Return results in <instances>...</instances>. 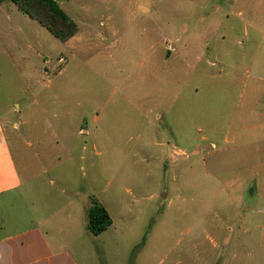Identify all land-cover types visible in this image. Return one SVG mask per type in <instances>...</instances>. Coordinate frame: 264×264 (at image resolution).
Segmentation results:
<instances>
[{
	"label": "rangeland",
	"instance_id": "374dc122",
	"mask_svg": "<svg viewBox=\"0 0 264 264\" xmlns=\"http://www.w3.org/2000/svg\"><path fill=\"white\" fill-rule=\"evenodd\" d=\"M122 11L63 42L0 3V116L20 135L14 154L33 193L2 200L0 237L29 226L38 202L54 215L70 197L83 211L78 253L97 264H141L147 252L154 264L205 263L206 248L191 242L233 222L222 182L206 177L235 168L239 151L241 164L264 160L260 135L247 133L237 149L222 132L239 97L240 127H264V0H155L129 23ZM92 200L113 221L97 237L86 229Z\"/></svg>",
	"mask_w": 264,
	"mask_h": 264
},
{
	"label": "crops",
	"instance_id": "0c3cea01",
	"mask_svg": "<svg viewBox=\"0 0 264 264\" xmlns=\"http://www.w3.org/2000/svg\"><path fill=\"white\" fill-rule=\"evenodd\" d=\"M54 1L77 24L76 35L67 41L73 42L84 38L80 35V25L83 27H86L87 23L91 25L99 23L100 27L106 24L112 25L118 18L117 7H123L119 18L129 23L138 14H150L155 0ZM211 2L212 0H168V4L189 8L207 7ZM104 36V33H95V38L100 44L106 42ZM111 48L113 47L106 46L104 49ZM237 100L238 115L233 118L227 129L222 131L226 137L225 142L240 149L242 137L247 133L253 136L260 135L264 142V127L247 129L240 127L243 125L240 122V97ZM255 116L259 117V115ZM8 121L9 118L6 116H0V204L6 198L25 201L33 197V193L26 189V182L14 154V144L19 143L17 140L20 139L18 137L20 135L11 132ZM250 154L255 159L254 154ZM256 154H264V149H256ZM243 159L245 156L239 151L235 156L237 163L235 168L221 171L220 176L212 174L206 177L207 180L222 182L220 193L225 197L228 206L232 207L231 213L228 214L233 215L231 220L233 222L225 227L212 226L209 231L200 230L206 235L205 240L194 238L191 242L194 243V249H198L200 245L206 248L204 253L206 261L200 264H248L249 262L264 264V160L255 164H241ZM29 166L30 164H27L25 168L29 170ZM61 196L58 199H61ZM43 204L38 202V207L34 209L33 216L29 219H33L29 226L24 228L15 226L13 231H8L0 237V264H97L92 253L87 254L83 251L78 253L77 250L81 240L77 229L78 219L83 214L82 209L71 207L75 203L70 197L64 199L63 207L54 215L46 214V210L40 207ZM89 208L86 211V229ZM16 212L17 219L14 222H21L24 217L19 215V209ZM153 244H156L155 247L163 245L161 241H154ZM158 259L159 257H150L147 252L142 256L140 263L154 264ZM162 261L163 258L158 264Z\"/></svg>",
	"mask_w": 264,
	"mask_h": 264
},
{
	"label": "trees",
	"instance_id": "16d2710c",
	"mask_svg": "<svg viewBox=\"0 0 264 264\" xmlns=\"http://www.w3.org/2000/svg\"><path fill=\"white\" fill-rule=\"evenodd\" d=\"M10 1L20 11L49 30L57 39L66 42L78 31L77 24L61 9L54 0H0ZM112 225L110 214L100 203L92 200L88 212L87 230L98 236Z\"/></svg>",
	"mask_w": 264,
	"mask_h": 264
}]
</instances>
